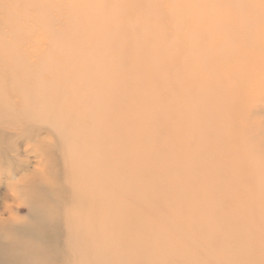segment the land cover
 <instances>
[{"label":"rangeland","instance_id":"rangeland-1","mask_svg":"<svg viewBox=\"0 0 264 264\" xmlns=\"http://www.w3.org/2000/svg\"><path fill=\"white\" fill-rule=\"evenodd\" d=\"M0 99L49 122L0 123L29 264H264V0H0Z\"/></svg>","mask_w":264,"mask_h":264},{"label":"bare ground","instance_id":"bare-ground-1","mask_svg":"<svg viewBox=\"0 0 264 264\" xmlns=\"http://www.w3.org/2000/svg\"><path fill=\"white\" fill-rule=\"evenodd\" d=\"M239 43H240V41H239ZM224 61H225V59H224ZM96 93L98 96H99V94H101L100 91H98ZM1 104H4V102H2V99H0V105ZM4 105H6L7 109L10 108L9 106H7L6 103ZM40 106L41 107L45 106V104L40 103ZM83 109L85 111H88V109L85 107ZM66 111H67V114H70L71 109H69V107H68V109L66 108ZM93 111H94V109H93ZM27 112L29 113L30 111H27ZM63 112H65V111H63ZM26 113H22L16 117V116H14V115H16L15 112H8V110H6L4 115L2 116V118H0V123L4 124V122H5L11 126L12 125H19L20 123H22V121H24L27 118L26 122L30 123L27 126V128L29 130H37V128L41 125H43L45 127L48 126L49 122L43 118H40V116L37 115L36 113H35V115L30 113L31 114L30 116H29V114H26ZM32 113H34V112H32ZM30 117H32V118H30ZM3 132L4 131L0 130V140L1 141L3 138H6L5 133H3ZM1 143L2 142H0V152L3 149V145ZM56 144L60 145L59 143H56ZM11 161H12V159H11ZM5 162H7V161L4 160L3 163H5ZM83 162H85V161H83ZM11 164H13V163L10 162L9 165L8 164H6V165L10 166ZM71 166H72V170H73L74 165H71ZM80 166H81V168H85L82 165H80ZM4 167H5V164H4ZM4 167H3V169H4ZM11 167H14V166L11 165ZM7 172H8L7 177L10 180L7 184H8V188H9V192H10V198L12 200V203L6 204L4 207V210L0 212V264H9L10 262L12 264H29L27 262V260H24L23 257L21 256L20 252L23 250L22 247H19L16 251L11 252L10 246H11V244H13L16 241V239L18 237H21L25 234L29 235V236L32 234L31 237H33L34 241H36L37 244L41 243L42 248H46V247L52 245L53 241H52L51 235L48 233L49 232V225H45L41 229L36 230L34 225L31 224L30 219L35 218V217H41L40 216V214H41L40 210H41L42 205L45 204V202L47 200L58 199L59 192H57V193L52 192L51 193L47 189V187L45 185L43 186L42 184H40L35 189H34V186L31 185V189L33 188L38 193L31 192L32 190L28 191L25 188L23 189V187H25V185L28 184L30 181H32L36 176V174L33 172V170H30L28 163L27 164L26 163L17 164V166L14 167L13 170H10ZM87 179L88 178H84V181ZM82 184H83V180H81L77 183L78 192H79V188L81 187ZM89 196H91V195H89ZM79 201L81 203L83 201V203H84V197L80 195ZM89 204L91 205L90 202H89ZM23 206L28 208L29 216L26 218H22L19 215L20 214L19 211L21 210V207H23ZM70 207H72V206H70ZM95 207L96 208L99 207L98 208L99 210L101 209L100 214H98L99 212L97 210L98 216H97V219L95 221H97V223H102L103 210L100 206H95ZM105 209H106V207H105ZM90 215H92V213L88 209L87 213H86V218H88V220H89V221L88 220L86 221L87 226H90L89 222H92V219H89ZM114 215H116V214H114ZM80 217H77V218L79 219ZM76 229L78 230L79 227H77ZM4 231H7V232L5 233ZM84 233H88V232H84ZM38 247H39V245H38ZM32 252H34L36 255L40 254V250H38V249H34ZM46 257H49L46 260L47 263L53 261V256H46L45 255V257H43V259H45ZM50 258H52V259H50ZM55 262H56V259L52 263H55Z\"/></svg>","mask_w":264,"mask_h":264}]
</instances>
